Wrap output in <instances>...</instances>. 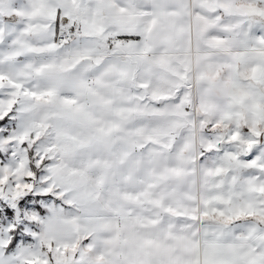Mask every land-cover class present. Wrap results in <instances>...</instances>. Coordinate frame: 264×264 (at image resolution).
I'll list each match as a JSON object with an SVG mask.
<instances>
[{
  "label": "snow or ice",
  "instance_id": "6c2138e0",
  "mask_svg": "<svg viewBox=\"0 0 264 264\" xmlns=\"http://www.w3.org/2000/svg\"><path fill=\"white\" fill-rule=\"evenodd\" d=\"M0 264H264V0H0Z\"/></svg>",
  "mask_w": 264,
  "mask_h": 264
}]
</instances>
